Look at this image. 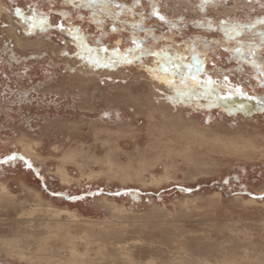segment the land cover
Listing matches in <instances>:
<instances>
[{"label": "rangeland", "instance_id": "374dc122", "mask_svg": "<svg viewBox=\"0 0 264 264\" xmlns=\"http://www.w3.org/2000/svg\"><path fill=\"white\" fill-rule=\"evenodd\" d=\"M37 2L43 11L51 13L52 26L44 31L38 28L29 30L28 24L16 15L17 9L30 15L29 5ZM124 2L133 6V0ZM0 3L3 6L0 8V159L10 155L18 157L15 161L0 164V180L9 183L16 197H20L17 202L34 204L32 192L22 187L24 180L39 191L43 201L50 200L57 206L78 210L83 219L100 221L111 216L108 207L100 202L101 198L108 197L125 205L131 212L124 218L130 226L128 236L140 237L157 248L154 251L143 248L137 255L146 258L154 252L156 257L159 256L158 264H181V261L182 264H201L200 256L217 257L220 249L227 257H240L241 249L249 245V241L263 246L264 153L256 151L253 155H241L214 142L216 135L225 134L229 128H235L232 129L234 131L247 125L250 132L256 131L261 135L258 136L262 139L259 145L264 147V108L257 101L242 100L239 95L224 98L229 91L237 90L264 98V87L254 78L255 70L251 65L241 64L223 47L213 45L207 59L200 58L203 63L199 79L206 80L211 76L218 82L215 91L212 95H205L197 89L190 98L176 97L173 88L155 80L146 70V66L155 67L149 63L154 57H145L143 63H120L113 67H94L81 58V50L72 37L56 27L62 20L59 11H73L71 6L63 5L62 0H0ZM198 3L199 0H160L161 14L176 21V26L169 30L156 17L146 19L145 24L154 29L157 37L166 34L180 45L181 40L192 38H206L208 41L225 39L219 29L209 30L196 23L205 17L217 23L220 20L248 23L264 18V0H218L203 13L197 7ZM134 12L150 13L149 0H142L141 5L134 6ZM121 18L129 21L140 19L139 15L134 17L131 13H125ZM73 22L87 34L89 45L95 46L99 38L96 26L75 16ZM111 28L109 21L103 37L104 46H118L121 52L134 47L129 40L130 27L115 33L110 31ZM10 29L27 37L31 45L19 47ZM261 30H264V25L257 23L254 31ZM249 38H252L250 33L245 36V39ZM163 46L161 41L158 48ZM179 50L184 49L180 47ZM187 55L190 62L191 54ZM125 68L129 70L127 77L124 76ZM121 69L123 72H119ZM74 74L88 80L83 82L78 80L80 77L70 79ZM90 77L92 80L89 81ZM149 83L158 91L159 101H169L173 108L171 112L181 109L189 124H200L205 138L198 133L195 144H192L187 138L168 130V125H165V130H160L161 127L150 124L146 112L137 108L134 99L129 101L127 95L131 89L135 94L143 93L149 89ZM175 84L182 87L179 78ZM218 95L220 99H217ZM169 96L174 97L175 102L168 99ZM240 103L247 105L244 111H230L233 105ZM22 134L38 142L36 148L40 159L23 153L18 143ZM68 148L80 149L89 160L93 156L104 158L108 152H114L115 158L124 164L129 158L135 163L147 162L150 164L148 168L158 176L164 171L163 163L172 161L178 170L174 177L178 179L161 186H144L132 181L123 184L120 180H108V176H102L93 181L76 179L69 187L54 172ZM165 148L176 152L167 157ZM158 151L161 156H157ZM156 158L161 161L156 163ZM28 163L32 167H28ZM91 169L99 171L102 166L91 160L84 172ZM70 171L74 177H80L82 173L73 164ZM146 177L149 179L148 175ZM128 189L137 190L138 195L124 194ZM216 192L221 193L219 200L213 198ZM236 196L254 199L259 204L243 206ZM186 198L190 201L189 206L183 205ZM15 212L13 209L10 215L0 214L3 221L0 220V238L18 230L19 225L26 227V224L22 226L17 222ZM70 235L63 237L64 245H67ZM33 240L38 241V238ZM6 259L0 250V264H19L16 259ZM259 260H254V264Z\"/></svg>", "mask_w": 264, "mask_h": 264}, {"label": "bare ground", "instance_id": "6f19581e", "mask_svg": "<svg viewBox=\"0 0 264 264\" xmlns=\"http://www.w3.org/2000/svg\"><path fill=\"white\" fill-rule=\"evenodd\" d=\"M2 7L3 6L0 3V8ZM9 31L11 32V35L16 38L17 45H19V47L21 46L22 48H27L31 45L27 37L20 36L15 30L10 29ZM33 45L35 46V44ZM29 49H31V47ZM123 70H126L124 71V73H126L124 76H129L127 73L129 70L127 68ZM123 70L121 69L119 72H123ZM122 74L123 73L116 75L120 76ZM112 75L115 74L113 73ZM76 77H80L78 80L81 79L83 82L88 80L83 76H78L77 74L71 75L70 79ZM90 80H92L91 77L89 78V81ZM79 86L80 85H78V87ZM198 94L199 96L202 95L201 93ZM127 95L129 97H127L129 101L130 99H134L137 108L140 107V110L146 112V116L149 118L148 121H150V124L154 125V127L159 126L162 128L160 130H165V125H168V130L187 138L192 144H195L194 139L198 133L200 136L205 138L200 124H189V120H186L181 109L173 113L171 112L173 108L168 100L163 102L159 101L158 91H156V88L151 83H149V89L143 91V93L140 92L135 94L131 89L130 93ZM131 103L132 102H130V104ZM121 105L124 106L123 104ZM159 119H161V122L158 124ZM96 127L98 126L96 125ZM232 129L235 128H229L225 134L222 133L216 135L214 138L215 144L228 151H233V153L235 152L241 155H253L256 151L264 153V147L260 148L259 145L262 139L258 136L261 135H259L256 131L255 133L250 132L247 125L245 128H236L234 131ZM232 132H234L233 135H231ZM29 137L22 134L18 139V143L21 145L23 153L26 152L35 159H40V153L38 152V148H36L38 142ZM109 144L111 146V143ZM39 146L41 145L39 144ZM68 149L67 151L65 149V152L60 159L58 158L61 162H59L60 164L56 167L57 169L54 172H56L55 174H58L61 182L69 187L74 184L76 179L78 181H82L83 179L93 181L102 176H108V180H120L123 184H128V182L132 181L144 186H161L165 182H170L172 180L176 181V179H178L174 177V174H176L178 170L175 169V165H173L174 163H171L172 161H166L163 163L164 171L160 176H158L148 168L150 164L147 162L142 161L135 163L129 158V161L124 164L115 158L116 155H113L114 152H108L104 158L93 156L89 160L83 156L80 149ZM160 151L157 152V156H161ZM165 152L167 153V157H170V155L174 154L176 151L172 149H168L167 151V148H165ZM153 154L155 156V153ZM91 160L94 163L100 164L102 169L99 171L91 169L89 172H84L87 162ZM160 161V158H156V163H159ZM71 164L77 166L80 171H82L80 177H74L71 174ZM146 175L149 176V179H147ZM134 177H137V179H134ZM22 187H24L23 189L32 192L35 197L34 204L27 205L25 203L17 202V199H20V197H16L10 188L9 183L0 180V214L10 215L14 209L16 210L15 213L18 215L16 217L17 222L22 224V226L23 224H26V227L22 228L21 225H19V229L16 227L18 230L0 238V250L5 253V256L7 257L6 260H9V258L14 260L16 259L19 264H158L160 262L157 261L159 260V256L156 257L154 252H151L146 258L139 257L137 255V252L143 248H149L150 251H154L157 248L153 243L148 244L140 237L128 236L130 226L124 218L131 212L125 205L119 204L108 197H103L100 199V202L108 207L111 216H108L100 221L86 220L87 218L83 219L84 216L78 210H73L69 207L57 206L50 200H46V202L43 201L39 191L31 188L24 180L22 181ZM236 197L237 201L241 202L243 206L259 204V202L254 199H247L241 196ZM187 198L185 202H183V205L185 206H189L190 204V201L187 200ZM213 198H217L219 200L221 198V193L216 192ZM262 204L264 205V202H262ZM0 220L3 222L2 219ZM5 220L6 219H4V221ZM78 227L80 229H78ZM91 230H94L95 234L89 233ZM73 231L77 232L73 233ZM65 235H70L67 241L68 243H65L67 245L62 243V239ZM36 238H38V241L33 240ZM177 246L179 247L181 245ZM184 249L182 250L184 251ZM241 250L240 257H227L224 250L220 249L217 251V257L211 255L200 256L199 260L201 261V264H254V260L260 259L255 264H264V244L263 246L262 244L260 246L254 243V241H249V245H245ZM182 263L183 262L181 261V264Z\"/></svg>", "mask_w": 264, "mask_h": 264}, {"label": "snow or ice", "instance_id": "6c2138e0", "mask_svg": "<svg viewBox=\"0 0 264 264\" xmlns=\"http://www.w3.org/2000/svg\"><path fill=\"white\" fill-rule=\"evenodd\" d=\"M62 3L65 6H71L73 11L72 13L65 10L59 11L58 15L62 20L56 27L61 31H66L67 35L72 37L81 50V58L86 59L94 67H113L120 63H143L145 57H154L155 59L149 63L154 64L155 67L146 66V70L152 74L155 80L173 88L176 97L184 96L190 98L196 93L197 89L201 90L203 94L209 95L215 91L218 82L213 80L211 76H208L206 80L199 79L203 63L200 58L203 56L207 59L208 51L211 50L213 45H216L223 47L226 53H231L232 57L240 61L241 64L251 65L255 70L254 78L264 87V30L254 31L257 23L264 25V18L248 23L229 20H220L217 23L211 18L205 17L203 20L196 21V23L200 27H206L209 30L219 29L225 39L208 41L206 38H192L190 40H181V44L176 45L166 34L157 37L154 29L145 24L146 19L156 17L169 30L176 26V21L161 14L158 6L160 0H149L151 12L147 15L143 12L139 14L134 12V6L141 5L142 0H133V6H129L124 0H62ZM217 3L218 0H199L197 7L203 13L209 6ZM29 8L31 11L30 15L23 13L20 9L16 10V15L28 24L29 30L38 28L44 31L52 26L50 21L51 13L43 11L38 2L30 4ZM125 13H131L134 17L139 15L140 19L131 21L122 19L121 17ZM73 16L78 20H87L96 26L99 38L95 46L89 45L87 34L83 33L82 29L74 24ZM109 21L112 23L110 31L113 33L123 32L129 27L131 28L129 40L134 47H128L124 52H121L118 46L112 48L104 46L103 37L106 34V26ZM138 33H145V35L141 36ZM249 33L252 38L245 39V36ZM161 41L164 42V46L158 48ZM180 47H183L184 50L180 51ZM173 49L177 50L174 51ZM188 53L191 54L190 62ZM240 70L243 71V67ZM204 74L207 75V73ZM177 78H179L182 87L176 86L175 81ZM224 79L227 80V76ZM233 95H239L242 100L257 101L264 108V98L249 95L241 90L236 92L229 91L228 96L224 98L228 99ZM168 99L175 102V98L172 96H169ZM217 99H220L219 95ZM246 106L245 103L235 104L230 111H244ZM16 159H18L17 156L10 155L0 159V164L15 161ZM19 159H23V157H19ZM28 167H32V165L28 163ZM225 183H227V180ZM129 193L133 197L138 195L135 189H128L124 194ZM116 194L119 195L120 193ZM70 198L81 199L82 197Z\"/></svg>", "mask_w": 264, "mask_h": 264}]
</instances>
